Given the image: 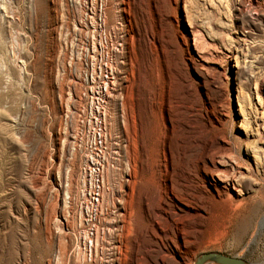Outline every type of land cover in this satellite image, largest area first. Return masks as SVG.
I'll return each instance as SVG.
<instances>
[{
    "label": "rangeland",
    "instance_id": "rangeland-1",
    "mask_svg": "<svg viewBox=\"0 0 264 264\" xmlns=\"http://www.w3.org/2000/svg\"><path fill=\"white\" fill-rule=\"evenodd\" d=\"M164 140L190 235L161 256L138 234ZM205 251L264 264V0H0V264Z\"/></svg>",
    "mask_w": 264,
    "mask_h": 264
},
{
    "label": "bare ground",
    "instance_id": "bare-ground-1",
    "mask_svg": "<svg viewBox=\"0 0 264 264\" xmlns=\"http://www.w3.org/2000/svg\"><path fill=\"white\" fill-rule=\"evenodd\" d=\"M161 156H162L161 164L163 166V170L166 173L164 178H162L163 176L161 177L163 179V185L161 186L162 193L160 194V197H159L158 201H156L157 203L155 202V204H153L151 207H150L151 203L148 202L149 201L148 197L145 198L144 201H145V204H146L145 205V207H146V214H145V216H146V218H145L146 224H145L143 230L142 229H141L142 231L139 230L140 232H139V234L138 233L137 234H138V241H140V242H143V240L141 241V239L145 238L146 235H148L150 237H155L156 241L158 243H161L160 247H162V249H160V251L163 250V252L161 253V256H162V254L164 252H166L165 249H163L164 247L167 248L166 246L168 245L170 250L173 249V248L180 249L179 245L182 244V243L186 244L187 241H188L187 238L189 237L188 235H190V234H189V231H188V228H187L188 226L185 224L184 219L181 220L180 218L175 217L174 214H173V213L178 214L180 212H184L185 209L187 208V204H188V200L189 199L187 198L188 199L187 200L186 197L183 194H180V195L176 194L174 192V188L172 187L173 186L172 183H171V181H173V180H171L172 178L169 180L170 177H168L169 176L168 172H169L170 159H169V151H168V147H167V141H165V140H164V143H163V146H162V154H161ZM210 159H211V162L215 165V161L216 160L214 161V157L213 158L211 157ZM220 159H222V158H220ZM203 162H205V161H203ZM205 164H207V163H205ZM193 170L196 171L195 169H193ZM202 170L206 171L204 166L200 168V171H202ZM206 174H207V177H208V182L212 184V186H213V188L215 190V195H216V197L218 198L219 201H221L223 203H228L231 208H236V207H238L239 205H241L243 203L244 200L242 199V197L240 198L238 196L239 194H241L240 193L241 192V188L239 187V183L236 181V179H232V180H230V178L229 179H227V178L226 179H222L224 181L223 182L224 184H219L214 179L215 176L213 177V170L212 169H210L208 172H206ZM225 176H227V175H225ZM179 183H181V182H179ZM177 184H176V186H177ZM176 186H174V187H176ZM183 190H181V191H183ZM112 203H114V200H112ZM126 212L127 211H124V216L126 215V217L124 219H126V218L128 219L129 218V215ZM182 218H184V217H182ZM129 223H130V221L123 220V222L121 223V224H123V225H121L122 227L120 225H118V228H120V231H122V229H125V234L126 235L131 233V230H130V227H129ZM191 231H192V229H191ZM118 236H119L118 237V242L121 243L122 240L120 239V237H121L120 234ZM165 242H167V243H165ZM119 243H117L118 244V249H117L118 251L121 250ZM157 245H159V244H157ZM154 248L156 249V247H154ZM119 253H120V251H119ZM119 253H118V256H117L118 262H119V259H118L119 258ZM138 254H139V248L136 249V251H135V258L137 260H139V258H138L139 256L137 257ZM148 255L151 258L152 254H148ZM149 260H150L149 264H154L155 261H154L153 258H151Z\"/></svg>",
    "mask_w": 264,
    "mask_h": 264
},
{
    "label": "water",
    "instance_id": "water-1",
    "mask_svg": "<svg viewBox=\"0 0 264 264\" xmlns=\"http://www.w3.org/2000/svg\"><path fill=\"white\" fill-rule=\"evenodd\" d=\"M193 264H254L244 257L221 251H205L195 257Z\"/></svg>",
    "mask_w": 264,
    "mask_h": 264
}]
</instances>
